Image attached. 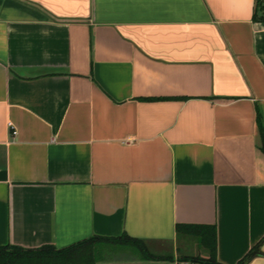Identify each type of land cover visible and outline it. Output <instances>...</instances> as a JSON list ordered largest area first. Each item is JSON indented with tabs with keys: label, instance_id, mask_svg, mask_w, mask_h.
<instances>
[{
	"label": "crops",
	"instance_id": "1",
	"mask_svg": "<svg viewBox=\"0 0 264 264\" xmlns=\"http://www.w3.org/2000/svg\"><path fill=\"white\" fill-rule=\"evenodd\" d=\"M263 147L257 0H0V247L91 249L27 264H264Z\"/></svg>",
	"mask_w": 264,
	"mask_h": 264
},
{
	"label": "trees",
	"instance_id": "2",
	"mask_svg": "<svg viewBox=\"0 0 264 264\" xmlns=\"http://www.w3.org/2000/svg\"><path fill=\"white\" fill-rule=\"evenodd\" d=\"M257 7L263 11L264 14V0H257ZM264 148V147H263ZM125 238L129 239L127 236ZM132 240L133 243L140 245V252H144L147 255V251L144 250V245L135 239ZM211 252H212V264H220L216 259V239L215 231L213 230V236L211 237ZM94 242V241H93ZM89 241L80 242L78 244L66 247L64 249H56L54 247L46 246L38 250H28L15 245H6L0 247V264H27L37 261H50L54 263H68V262H79L82 260H89L91 255L89 253L86 257V253L89 252L90 246ZM101 247V244H100ZM103 248V247H102ZM98 254L102 253V250H97ZM258 253V248L255 247L252 251L244 257L239 264H246L253 256ZM86 257V258H85Z\"/></svg>",
	"mask_w": 264,
	"mask_h": 264
},
{
	"label": "water",
	"instance_id": "3",
	"mask_svg": "<svg viewBox=\"0 0 264 264\" xmlns=\"http://www.w3.org/2000/svg\"><path fill=\"white\" fill-rule=\"evenodd\" d=\"M183 264H193V262L189 261V262H186V263H183Z\"/></svg>",
	"mask_w": 264,
	"mask_h": 264
},
{
	"label": "built area",
	"instance_id": "4",
	"mask_svg": "<svg viewBox=\"0 0 264 264\" xmlns=\"http://www.w3.org/2000/svg\"><path fill=\"white\" fill-rule=\"evenodd\" d=\"M10 124L12 125V123L10 122ZM13 126V125H12ZM14 134H16L17 133V131L15 130L14 132H13Z\"/></svg>",
	"mask_w": 264,
	"mask_h": 264
}]
</instances>
